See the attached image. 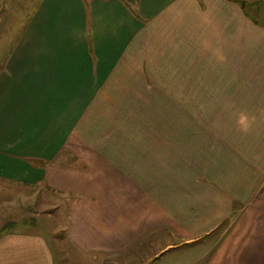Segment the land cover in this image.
Wrapping results in <instances>:
<instances>
[{
  "label": "crops",
  "instance_id": "0c3cea01",
  "mask_svg": "<svg viewBox=\"0 0 264 264\" xmlns=\"http://www.w3.org/2000/svg\"><path fill=\"white\" fill-rule=\"evenodd\" d=\"M8 183L0 264H264V0H0Z\"/></svg>",
  "mask_w": 264,
  "mask_h": 264
},
{
  "label": "rangeland",
  "instance_id": "374dc122",
  "mask_svg": "<svg viewBox=\"0 0 264 264\" xmlns=\"http://www.w3.org/2000/svg\"><path fill=\"white\" fill-rule=\"evenodd\" d=\"M21 7L19 11L28 12L27 4ZM2 188L8 194L0 197V233L15 226L16 222H7L13 220L18 221L17 225H21V229L26 226L46 234L49 232L60 240L65 239L68 210L66 207L60 209L62 199L59 193L45 187H21L10 183L2 185ZM26 219L28 224L23 223ZM60 248L63 250V245Z\"/></svg>",
  "mask_w": 264,
  "mask_h": 264
}]
</instances>
